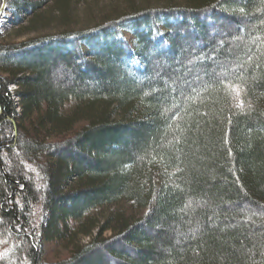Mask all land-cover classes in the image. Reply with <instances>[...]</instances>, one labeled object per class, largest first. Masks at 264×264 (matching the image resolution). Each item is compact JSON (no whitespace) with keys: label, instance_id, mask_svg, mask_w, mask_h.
I'll return each mask as SVG.
<instances>
[{"label":"trees","instance_id":"16d2710c","mask_svg":"<svg viewBox=\"0 0 264 264\" xmlns=\"http://www.w3.org/2000/svg\"><path fill=\"white\" fill-rule=\"evenodd\" d=\"M79 1L0 0V18L65 20ZM126 1L85 29L0 37V264H264V0ZM53 241L68 259L42 260Z\"/></svg>","mask_w":264,"mask_h":264},{"label":"rangeland","instance_id":"374dc122","mask_svg":"<svg viewBox=\"0 0 264 264\" xmlns=\"http://www.w3.org/2000/svg\"><path fill=\"white\" fill-rule=\"evenodd\" d=\"M134 3L138 5H158L164 3L163 0H134ZM128 8L126 0H80L77 3H73L69 9V16L63 20L51 15L48 8L44 10V22H33L32 15H25L20 12V15L16 16L12 11L9 4H5L0 18V37L4 42L12 43L19 42L25 39L33 38L43 35H55L59 31L63 30H80L88 28L98 22H102L108 19L110 16L119 13ZM17 18L22 19L21 23H16ZM232 24H227L226 28L231 29ZM229 31V30H228ZM122 37L132 43V37L128 31H123ZM64 77H68L62 74ZM53 76V75H52ZM55 80L59 81L58 75L53 76ZM72 78V74H69V78ZM67 79V78H65ZM61 80V79H60ZM16 86L12 85L11 89L16 90ZM87 123L81 122L74 127V130L65 136H71L76 131H79ZM55 139V138H54ZM61 139L57 137L56 140ZM113 209L106 210L104 216H109ZM123 210L124 213L129 215H140L142 211L134 208L129 203H121L115 207L114 211ZM106 218V217H104ZM89 237L83 236L79 238L81 244L87 243ZM71 255V247L68 248L62 242H45L43 245L42 260L48 263H56L62 260H66Z\"/></svg>","mask_w":264,"mask_h":264},{"label":"snow or ice","instance_id":"6c2138e0","mask_svg":"<svg viewBox=\"0 0 264 264\" xmlns=\"http://www.w3.org/2000/svg\"><path fill=\"white\" fill-rule=\"evenodd\" d=\"M241 12L244 11V9L240 10ZM261 23H264V21H262ZM234 39H238L234 38ZM220 44L223 45L224 41H220ZM196 59H205V57H196ZM209 59H213L211 57H209ZM252 62V57L249 56L247 61H245V63L243 64H239V65H231L229 66H225V65H219V71H216V69L214 68L211 72H204L203 70H197L194 74H193V78L191 80L188 79H184L182 83H180L178 85V87L181 89V94H183V89H188L189 91L195 92L196 88L193 87V84H197V85H204V88H206L208 85L205 81L206 77H212L215 76L216 77V81H218L219 79H226L229 77V75H231L232 73L235 72H241L244 68H245V64L251 63ZM190 63H192V61H190ZM213 81V82H216ZM246 81H244L243 79H241L235 86H233L231 88V91L235 93L234 98L239 101V103L236 105L237 107L243 108V102L240 101V95L241 93L244 91V87L243 84ZM167 83V82H166ZM204 88H202L201 90H204ZM173 92L177 91V88H173L172 89ZM178 107V106H175ZM206 115V114H205ZM21 187H23V185H21ZM16 203H19V201H16ZM191 204V201H189V205ZM8 255V250H5L3 253H0V259L5 258Z\"/></svg>","mask_w":264,"mask_h":264}]
</instances>
